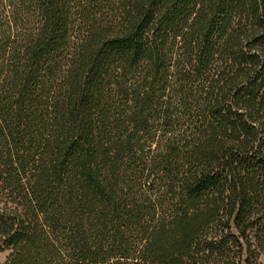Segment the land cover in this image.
<instances>
[{"label":"trees","instance_id":"1","mask_svg":"<svg viewBox=\"0 0 264 264\" xmlns=\"http://www.w3.org/2000/svg\"><path fill=\"white\" fill-rule=\"evenodd\" d=\"M2 264H260L264 0H0Z\"/></svg>","mask_w":264,"mask_h":264},{"label":"rangeland","instance_id":"2","mask_svg":"<svg viewBox=\"0 0 264 264\" xmlns=\"http://www.w3.org/2000/svg\"><path fill=\"white\" fill-rule=\"evenodd\" d=\"M7 256V252L0 253V264H2ZM260 264H264V256L260 259Z\"/></svg>","mask_w":264,"mask_h":264}]
</instances>
